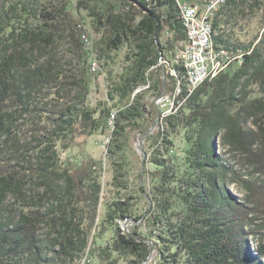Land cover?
Wrapping results in <instances>:
<instances>
[{
	"label": "trees",
	"instance_id": "1",
	"mask_svg": "<svg viewBox=\"0 0 264 264\" xmlns=\"http://www.w3.org/2000/svg\"><path fill=\"white\" fill-rule=\"evenodd\" d=\"M182 21L176 0H0V264H264V0L211 13L230 61L190 89ZM89 27L106 65L128 47L97 105ZM108 129L104 160H62Z\"/></svg>",
	"mask_w": 264,
	"mask_h": 264
},
{
	"label": "built area",
	"instance_id": "2",
	"mask_svg": "<svg viewBox=\"0 0 264 264\" xmlns=\"http://www.w3.org/2000/svg\"><path fill=\"white\" fill-rule=\"evenodd\" d=\"M154 1V0H153ZM219 0H208L203 6L198 4H189L176 0L181 17H184V27L186 29L187 38L182 43V49L175 58V65L181 66L186 75L187 84L189 89L194 85L199 84L200 81H204L206 71L210 68L216 67V62L223 60V55L228 53L223 50L217 49L215 46L210 45L208 40L209 18L210 14L215 11V5ZM83 40L87 45H91V39L88 35H83ZM239 59V58H237ZM167 60L162 59L160 64L166 65ZM92 71L96 72L98 64L93 62L91 65ZM177 69L174 72H169L170 77L175 78ZM150 86H143L137 90V92L148 89ZM176 87L173 91L165 93L164 97L158 101L160 109L159 122H164L173 115H169L167 112V105L173 101L181 100V93L176 92ZM115 115H112L110 121L111 129L114 128L113 121ZM111 137L108 135L102 141L101 147L107 149L108 143H110ZM88 256L85 257L82 264Z\"/></svg>",
	"mask_w": 264,
	"mask_h": 264
},
{
	"label": "rangeland",
	"instance_id": "3",
	"mask_svg": "<svg viewBox=\"0 0 264 264\" xmlns=\"http://www.w3.org/2000/svg\"><path fill=\"white\" fill-rule=\"evenodd\" d=\"M75 1V0H72ZM182 2H187L189 4L191 3H197V4H202L204 0H180ZM90 21V20H89ZM88 35L91 39V49H89L90 51V56H89V60L93 61V60H97L100 68L96 71L93 72L95 74L96 80L94 82V84L91 86V91H90V95H89V101L92 105H97L98 103H100V101H106L107 100V90H108V85L110 82V79L112 76H115L117 74H120L122 72V68L124 66V59H125V55L128 52V47L125 45L123 46L121 49H119L118 51L113 52V60L111 62V66H109L108 64L106 65V63L104 61H100L97 58L96 53H94V42L97 39V35L94 34V31L91 27H89V32ZM72 55V54H71ZM166 93V92H165ZM165 93L163 94V96L161 98L164 97ZM169 93V92H167ZM166 93V94H167ZM160 98V99H161ZM159 99V100H160ZM158 100V101H159ZM157 105L159 106L158 102ZM179 110V108L177 109V111ZM177 111H175L174 107L170 109V106L167 105V112L169 115L174 114L175 112L177 113ZM161 114V113H160ZM110 136V130L108 129L105 133L103 134H97L93 137L90 138V140L85 141L84 139H82L81 141H85L84 144V148L82 149L81 147L77 146L76 148H73L69 151L66 152H62V160L70 166L76 167L79 164H81L84 161H89V160H94V161H102L105 159L106 157V150L101 147L102 145V141L105 139L106 136ZM140 141H135L132 143V157L134 158V162L137 168H139L141 166V161L142 159H144L142 157V147ZM179 147H183L184 144L183 143H178ZM148 152L150 153V150H148ZM254 167L251 165H247L244 168V172L246 175L251 176ZM259 175H253V178H257ZM33 182L35 184H38L37 186H39V180L37 181V179H33ZM151 179H148V184H150ZM231 192L235 195V196H240L239 192L236 190L235 186H231ZM14 201V199L9 196L6 200V203H12ZM101 215L104 213V208H101ZM250 246L252 247V249L255 247V244L250 243ZM89 260L87 259L85 264H88ZM146 264H155L154 262V258H151L150 261Z\"/></svg>",
	"mask_w": 264,
	"mask_h": 264
},
{
	"label": "bare ground",
	"instance_id": "4",
	"mask_svg": "<svg viewBox=\"0 0 264 264\" xmlns=\"http://www.w3.org/2000/svg\"><path fill=\"white\" fill-rule=\"evenodd\" d=\"M146 1H147V2H151V1H153V0H146ZM226 1H227V0H219V1L216 3V5H215V9H216L217 7H219L220 5L226 3ZM210 16H211V14H210ZM182 20H183L182 22H183V24H184V17H182ZM212 34H213L212 25L209 23V29H208V40L210 41V45H211V46H214V43H213V41H212ZM229 61H230V55H229L228 53H225V54L223 55V60L221 59V61H217V62H216V67L210 68V69H208V70L206 71V74H205L204 80H205L206 78H208L209 76H211V77L216 76V75L219 73L220 69H222V68L224 67V65L227 66V65L229 64ZM202 82H203V81H200L199 84L194 85L192 88H196V87L199 86ZM176 90H177V91H176L177 93H179V92L182 93V88H181L179 85L176 87ZM176 103H177V101H173V102H171L168 106H170V109L174 107L175 111H177Z\"/></svg>",
	"mask_w": 264,
	"mask_h": 264
},
{
	"label": "crops",
	"instance_id": "5",
	"mask_svg": "<svg viewBox=\"0 0 264 264\" xmlns=\"http://www.w3.org/2000/svg\"><path fill=\"white\" fill-rule=\"evenodd\" d=\"M204 5V4H203Z\"/></svg>",
	"mask_w": 264,
	"mask_h": 264
}]
</instances>
